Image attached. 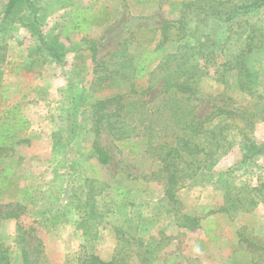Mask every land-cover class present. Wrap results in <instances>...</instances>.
<instances>
[{
	"label": "rangeland",
	"instance_id": "rangeland-1",
	"mask_svg": "<svg viewBox=\"0 0 264 264\" xmlns=\"http://www.w3.org/2000/svg\"><path fill=\"white\" fill-rule=\"evenodd\" d=\"M183 1L39 0L41 34L65 50L63 63H57L46 54L40 58L35 51L39 38L16 21L1 22L6 0H0V116L13 108L31 127L18 132V142L11 140L10 148L0 150V247L14 260L26 251L32 264H78L87 237L95 255L116 264H145V257L149 264H259L260 250L255 248L264 246V199L250 212L210 215L208 209L226 206V182L238 189L264 183V152L243 159L235 147L177 192V209L154 179L158 165L146 155L121 148L104 129L96 141L109 154L110 164L98 165L91 154L95 134L89 107L123 86L117 77L114 86L100 85L93 99L84 102L96 89L94 79L104 77L105 65L118 67L136 50L152 49L164 21L180 18ZM76 11L99 14L109 22L65 38L62 32ZM240 20L239 30H258L264 41V6L235 22ZM194 23L192 19L188 29ZM228 32V27L221 29V42ZM201 50L200 65L208 72L199 85L204 101L195 102L198 113L208 114L214 103L226 110L253 107L255 97L240 91L235 74H215L223 62L217 49L203 43ZM142 83H136L137 89ZM72 122L79 128L74 134ZM251 137L264 148V122L254 126ZM86 179L90 183H82ZM8 212L15 218H6ZM184 214L197 217L199 227H181L177 218Z\"/></svg>",
	"mask_w": 264,
	"mask_h": 264
},
{
	"label": "trees",
	"instance_id": "trees-1",
	"mask_svg": "<svg viewBox=\"0 0 264 264\" xmlns=\"http://www.w3.org/2000/svg\"><path fill=\"white\" fill-rule=\"evenodd\" d=\"M38 2L6 0L1 22L16 21L32 37L39 38L40 45L35 51L40 53V58L46 54L48 59L63 63V46L49 41L40 32ZM263 6L264 0H184L180 18L164 21L160 39L152 49L145 46L136 50L135 56H129L118 67L105 65L102 69L104 77L94 79L96 89H91L84 102L93 99L101 89L100 85L109 83L114 86L117 77L122 80L123 86H117L108 97L95 99L89 107L93 120L90 131L95 134L91 154L98 165L107 166L111 161L107 151L96 141L104 129L117 145H122L121 148L128 146L131 153L139 151V154L156 162L158 168L152 173L154 179L163 185L164 195L172 209H177V192L185 188L189 181L211 171L218 160L235 147L239 148L243 159L263 153L264 148L251 137L254 126L264 122V58H256L259 54L264 57L263 34L251 27L248 31L239 30L243 21L235 22V19L243 18ZM192 19L195 23L188 29ZM108 22L99 14L90 17L83 11H76L62 34L65 38L71 33L86 34L91 27H100ZM235 25L237 30L233 28ZM224 27H228L229 32L221 42V29ZM126 43V40L123 41L122 46ZM203 43L214 46L223 58L222 64L215 68L218 78L227 73L235 74L240 91L249 98L255 97L253 107L243 111L233 107L226 110L214 103L208 114L198 113L196 109L200 104L195 102L204 101L199 85L202 76L208 72L200 65L204 58L201 50ZM91 50L94 51V48ZM118 53L114 54L121 59L125 57ZM139 81L143 83L137 89ZM14 112L10 108L0 116V150L10 148L11 140L12 143L18 142L17 133L28 128L26 119ZM70 130L74 134L79 128L72 122ZM87 182L90 183L88 179L82 180V183ZM258 199H264V183L252 189H238L226 182V206L217 211L208 209V212L210 215L240 209L250 212ZM9 213L6 218H15ZM51 221L57 223V216H53ZM177 221L183 228L199 227L197 217L184 214ZM85 228L84 233L87 231ZM211 229L213 227H208V230ZM243 242L249 248L255 247L247 240ZM82 249L85 251L78 258V264H116L115 260L106 262L95 255L92 241L87 237ZM255 249L260 250L258 263L264 264V246H256ZM143 261L151 263L146 257ZM14 263L32 264V260L26 251L14 260L6 248L0 247V264Z\"/></svg>",
	"mask_w": 264,
	"mask_h": 264
},
{
	"label": "crops",
	"instance_id": "crops-1",
	"mask_svg": "<svg viewBox=\"0 0 264 264\" xmlns=\"http://www.w3.org/2000/svg\"><path fill=\"white\" fill-rule=\"evenodd\" d=\"M28 128H29V125H28ZM28 128H27V129H28ZM30 129H31V127L28 129V131H29ZM30 131H31V130H30ZM26 139H27V135L22 136V137L20 138L19 142H20V143H24Z\"/></svg>",
	"mask_w": 264,
	"mask_h": 264
}]
</instances>
